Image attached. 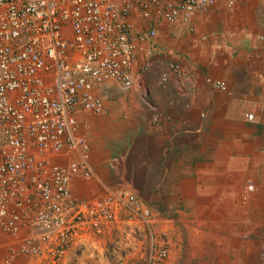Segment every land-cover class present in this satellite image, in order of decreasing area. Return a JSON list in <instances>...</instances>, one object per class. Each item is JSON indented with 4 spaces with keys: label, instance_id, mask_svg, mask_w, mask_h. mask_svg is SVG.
Instances as JSON below:
<instances>
[{
    "label": "crops",
    "instance_id": "1",
    "mask_svg": "<svg viewBox=\"0 0 264 264\" xmlns=\"http://www.w3.org/2000/svg\"><path fill=\"white\" fill-rule=\"evenodd\" d=\"M149 7L150 18L138 8L127 21L135 35L156 29L139 43L134 72L151 63L141 82L160 119L153 122L137 85L127 89L108 80L96 86L104 111L77 112L79 133L90 145L91 176L73 177L70 188L85 201L136 193L154 210V223L130 221L123 211L101 234L83 233L86 250L106 249L119 233L115 250L132 255L121 264H139L144 234L168 229L176 236L179 230L175 218H160L155 203L183 202V224L200 229H180L183 239L169 249V264H264V0H220L187 22H169L156 14L157 5ZM160 58L182 64L197 79L163 87ZM206 77L225 81L227 90L208 85ZM46 154L60 165L79 158L68 149ZM21 238L0 228V264L39 261L15 254ZM85 247L67 248L62 264H93L84 260ZM103 264H109L105 257Z\"/></svg>",
    "mask_w": 264,
    "mask_h": 264
},
{
    "label": "built area",
    "instance_id": "2",
    "mask_svg": "<svg viewBox=\"0 0 264 264\" xmlns=\"http://www.w3.org/2000/svg\"><path fill=\"white\" fill-rule=\"evenodd\" d=\"M218 1L169 0L161 6L160 0L139 5L123 0L117 6L115 0H0V228L22 235L16 255L39 260L33 264H62L65 250L84 232H102L123 211L130 221L152 228L153 211L136 193L93 201L72 194L73 177L91 176L90 145L79 133L77 112L102 113L104 102L95 88L118 80L127 89L137 85L158 122L160 114L141 82L151 63L134 72L139 43L156 29L135 35L127 18L138 8L150 18L153 4L169 22H187ZM160 61L166 66L163 87L173 79L187 84L198 77L178 62ZM205 82L227 90L223 80L206 77ZM65 149L78 151V160L60 165L46 154ZM168 256V247L153 240L150 264Z\"/></svg>",
    "mask_w": 264,
    "mask_h": 264
},
{
    "label": "rangeland",
    "instance_id": "3",
    "mask_svg": "<svg viewBox=\"0 0 264 264\" xmlns=\"http://www.w3.org/2000/svg\"><path fill=\"white\" fill-rule=\"evenodd\" d=\"M151 66V65H150ZM151 68L149 67L147 71H149ZM156 204V205H155ZM155 209L156 212L158 213V215L160 216V218L163 219H170L172 220V218H175L177 220V228L179 229L176 233V236L170 234L168 232V229H152L149 231L148 235L145 236V234L143 235V239L144 242H146V245L144 244L143 246V250H141V254L142 257H139V264H150L149 262V248L153 242V240L158 243V245H163L165 247H168V249H170L171 247H173L174 242H178L180 243L181 241H179L178 238L181 237V239H183V234L179 235L178 232H180V229H200L199 226H197V224H193L190 227L187 226V224H183V221L185 218H183V209L185 206V203L183 202H158L155 203ZM189 205V203H188ZM154 212V210H153ZM189 213V212H187ZM136 222V221H135ZM140 222V221H137ZM141 223V222H140ZM94 232V230H92ZM182 232V231H181ZM102 232H94V234H101ZM119 235V233H115L113 236H116L112 242H108L107 240V245H106V249H103L100 245L97 246H92L90 247L89 250H86L87 246L85 247V241L84 239L80 238L75 245V246H79V247H85V257L84 260L88 261V260H92L93 264H103V258L105 257L106 259L109 260V264H121L124 262L123 259H126L127 257H132V255L126 256V253H123L122 255L119 254V252H117L118 250H115L117 243L119 241H121L122 239L117 236ZM175 237L177 239H175ZM142 239V240H143ZM67 250V249H66ZM65 250V251H66ZM64 264V263H63ZM160 264H169L168 261H164Z\"/></svg>",
    "mask_w": 264,
    "mask_h": 264
}]
</instances>
